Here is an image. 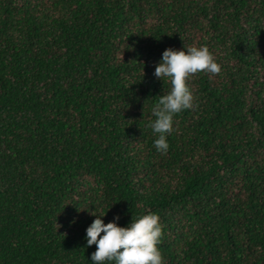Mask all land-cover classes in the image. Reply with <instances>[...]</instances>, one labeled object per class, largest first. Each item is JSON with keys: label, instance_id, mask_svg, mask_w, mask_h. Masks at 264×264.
<instances>
[{"label": "trees", "instance_id": "1", "mask_svg": "<svg viewBox=\"0 0 264 264\" xmlns=\"http://www.w3.org/2000/svg\"><path fill=\"white\" fill-rule=\"evenodd\" d=\"M201 45L157 152L155 66ZM149 212L163 264H264V0H0V264H92V213Z\"/></svg>", "mask_w": 264, "mask_h": 264}, {"label": "clouds", "instance_id": "2", "mask_svg": "<svg viewBox=\"0 0 264 264\" xmlns=\"http://www.w3.org/2000/svg\"><path fill=\"white\" fill-rule=\"evenodd\" d=\"M218 74L220 64L214 59L206 45L183 46L181 49L166 48L154 69L153 75L169 82L170 89L151 107L147 127L153 133V146L160 153H166L169 144L167 136L173 130V118L176 114L192 107L193 93L187 79L198 72ZM96 215L85 229L86 245H96L90 253L92 264H163L158 248L162 236V225L156 213H146L132 218L125 226L118 224L119 216L105 223Z\"/></svg>", "mask_w": 264, "mask_h": 264}, {"label": "rangeland", "instance_id": "3", "mask_svg": "<svg viewBox=\"0 0 264 264\" xmlns=\"http://www.w3.org/2000/svg\"><path fill=\"white\" fill-rule=\"evenodd\" d=\"M84 185H85L86 189H88V190H90V188H92L88 182H85Z\"/></svg>", "mask_w": 264, "mask_h": 264}]
</instances>
